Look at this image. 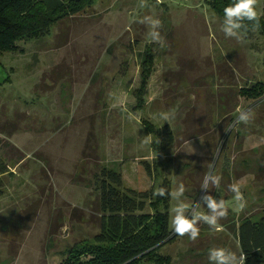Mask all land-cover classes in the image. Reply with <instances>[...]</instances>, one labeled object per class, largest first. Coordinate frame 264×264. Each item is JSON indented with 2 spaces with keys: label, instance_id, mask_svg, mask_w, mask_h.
Instances as JSON below:
<instances>
[{
  "label": "rangeland",
  "instance_id": "1",
  "mask_svg": "<svg viewBox=\"0 0 264 264\" xmlns=\"http://www.w3.org/2000/svg\"><path fill=\"white\" fill-rule=\"evenodd\" d=\"M209 1L96 0L63 16L47 36L0 53V160L7 165L0 176V264H60L73 245L96 244L101 213L93 175L100 167L151 197L165 182L170 192L183 183L181 199L191 206L205 194L210 161L222 179L208 191L228 207L223 230L201 223L195 242L172 231L159 253L170 264H209L213 247L239 253L237 223L264 218V94L241 93L264 84V36L255 30L240 41L226 37ZM145 16L161 20L165 47L138 22ZM149 51L152 71L137 97ZM249 107L251 121L226 132L237 109ZM164 124L174 142L156 151L149 127ZM231 183L241 187L243 210ZM176 204L170 197L171 230Z\"/></svg>",
  "mask_w": 264,
  "mask_h": 264
},
{
  "label": "trees",
  "instance_id": "2",
  "mask_svg": "<svg viewBox=\"0 0 264 264\" xmlns=\"http://www.w3.org/2000/svg\"><path fill=\"white\" fill-rule=\"evenodd\" d=\"M96 0H0V53L15 51L17 42L47 36L54 23L67 14H75L93 6ZM233 0H210L212 10L223 18V9ZM249 31L243 35L250 37L251 22H246ZM258 32L264 36V8ZM153 59L150 51L142 65V84L137 91L140 97L152 71ZM243 95L258 98L264 94V84L243 90ZM156 134L153 142L156 151H162L174 142V135L168 124L159 128L149 127ZM7 171V165L0 160V176ZM94 190L98 193L100 231L95 235L96 244L78 247L73 245L64 252L60 264H142L149 260L153 264H170L169 257L159 253L173 237L167 214L170 196L151 197L150 193L139 192L122 186L119 172L100 167L93 175ZM1 186V180H0ZM160 187L170 192L168 182ZM163 205L164 212L151 214L146 207L157 209ZM160 219L158 228L152 232L153 218ZM240 250L251 262L264 264V218L250 220L244 218L235 228ZM102 243L108 244L106 246Z\"/></svg>",
  "mask_w": 264,
  "mask_h": 264
},
{
  "label": "clouds",
  "instance_id": "3",
  "mask_svg": "<svg viewBox=\"0 0 264 264\" xmlns=\"http://www.w3.org/2000/svg\"><path fill=\"white\" fill-rule=\"evenodd\" d=\"M259 0H233L232 3L226 5L223 9V22L221 31L228 38H235L240 41L244 39V33L249 31L248 23L251 22V30L255 31L259 28L261 13L257 10ZM141 7L145 5L141 3ZM139 23L149 26V36L151 42L158 43L161 48L165 47V40L161 36L160 29L163 27L161 20L152 16H145L138 21ZM238 115L235 124L226 129V132L232 130L239 124L247 125L252 119L251 108L237 109ZM165 120L168 116L163 117ZM216 158V154L212 153V161ZM208 171L205 173L201 188L206 190L201 197L200 203H193L191 206L183 202L181 199L186 191L183 183L179 184L175 191L169 192L166 188L160 187L155 192V196H170L175 198L177 204L171 209L174 214L171 220L172 231L175 235L187 236L191 241L195 242L200 237L201 223L206 224L214 231H222L223 226L219 223L221 219L227 218L228 207L223 198L216 199L208 190L209 185L219 188L221 176L215 174L214 164L210 161ZM228 191L234 194V199L238 202L239 208L243 210L246 207V200L241 187L238 183H231L227 186ZM206 205L207 211H201V206ZM205 208V207H204ZM247 257L243 250L237 254L224 247H213L209 249V264H245Z\"/></svg>",
  "mask_w": 264,
  "mask_h": 264
}]
</instances>
